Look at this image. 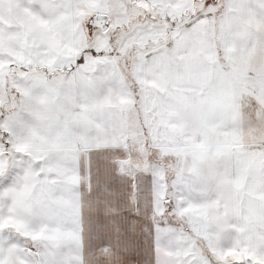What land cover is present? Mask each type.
<instances>
[{
    "label": "snow or ice",
    "instance_id": "obj_1",
    "mask_svg": "<svg viewBox=\"0 0 264 264\" xmlns=\"http://www.w3.org/2000/svg\"><path fill=\"white\" fill-rule=\"evenodd\" d=\"M0 264H264V0H0Z\"/></svg>",
    "mask_w": 264,
    "mask_h": 264
}]
</instances>
